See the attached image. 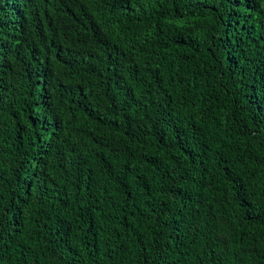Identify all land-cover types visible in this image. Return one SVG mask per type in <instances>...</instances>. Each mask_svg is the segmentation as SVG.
<instances>
[{
	"label": "trees",
	"instance_id": "trees-1",
	"mask_svg": "<svg viewBox=\"0 0 264 264\" xmlns=\"http://www.w3.org/2000/svg\"><path fill=\"white\" fill-rule=\"evenodd\" d=\"M0 264H264V0H0Z\"/></svg>",
	"mask_w": 264,
	"mask_h": 264
}]
</instances>
